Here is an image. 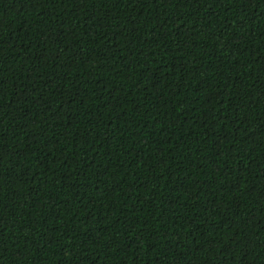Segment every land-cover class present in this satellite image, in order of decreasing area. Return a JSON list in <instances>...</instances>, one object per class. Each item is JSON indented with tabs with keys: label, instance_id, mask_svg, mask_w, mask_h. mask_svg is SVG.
I'll return each instance as SVG.
<instances>
[{
	"label": "trees",
	"instance_id": "16d2710c",
	"mask_svg": "<svg viewBox=\"0 0 264 264\" xmlns=\"http://www.w3.org/2000/svg\"><path fill=\"white\" fill-rule=\"evenodd\" d=\"M0 264H264V0H0Z\"/></svg>",
	"mask_w": 264,
	"mask_h": 264
}]
</instances>
